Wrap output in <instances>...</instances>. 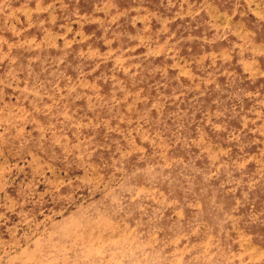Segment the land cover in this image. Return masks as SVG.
<instances>
[{
	"label": "rangeland",
	"instance_id": "1",
	"mask_svg": "<svg viewBox=\"0 0 264 264\" xmlns=\"http://www.w3.org/2000/svg\"><path fill=\"white\" fill-rule=\"evenodd\" d=\"M0 264H264V0H0Z\"/></svg>",
	"mask_w": 264,
	"mask_h": 264
}]
</instances>
